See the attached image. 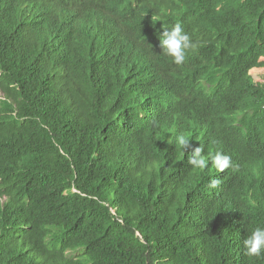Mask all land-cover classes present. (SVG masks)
I'll return each mask as SVG.
<instances>
[{"label": "trees", "instance_id": "trees-1", "mask_svg": "<svg viewBox=\"0 0 264 264\" xmlns=\"http://www.w3.org/2000/svg\"><path fill=\"white\" fill-rule=\"evenodd\" d=\"M261 67L264 0H0V264H264Z\"/></svg>", "mask_w": 264, "mask_h": 264}, {"label": "clouds", "instance_id": "clouds-1", "mask_svg": "<svg viewBox=\"0 0 264 264\" xmlns=\"http://www.w3.org/2000/svg\"><path fill=\"white\" fill-rule=\"evenodd\" d=\"M162 52L173 58L176 64H182L185 60L187 50L193 47L190 37L182 31L179 24H176L171 29H164L159 33ZM164 127V126H163ZM176 142L185 148L188 139L185 135L180 134L176 138ZM169 143L172 144L171 140ZM203 145L195 148V150L188 157V163L195 169L203 171L211 165L215 166L218 172H224L225 169L232 167V160L229 155L222 152H208L207 159L202 155ZM218 181L213 179L209 187L215 188ZM245 255L249 257H259L264 255V227H256L243 241Z\"/></svg>", "mask_w": 264, "mask_h": 264}, {"label": "rangeland", "instance_id": "rangeland-1", "mask_svg": "<svg viewBox=\"0 0 264 264\" xmlns=\"http://www.w3.org/2000/svg\"><path fill=\"white\" fill-rule=\"evenodd\" d=\"M251 73L257 81L264 83V67L255 68L251 71Z\"/></svg>", "mask_w": 264, "mask_h": 264}, {"label": "bare ground", "instance_id": "bare-ground-1", "mask_svg": "<svg viewBox=\"0 0 264 264\" xmlns=\"http://www.w3.org/2000/svg\"><path fill=\"white\" fill-rule=\"evenodd\" d=\"M103 0H100V3L102 2ZM107 5H109V1H107ZM160 10L161 11H164L165 9L163 8V7H160ZM153 82H155V79L154 78H152L151 79ZM176 114H182L181 112H176ZM167 129V125L164 127V130H166ZM169 134L170 133H162V141H165L166 139H168V137H169Z\"/></svg>", "mask_w": 264, "mask_h": 264}]
</instances>
